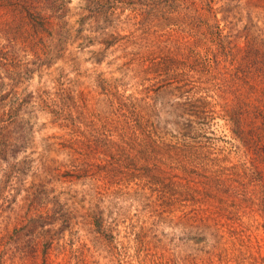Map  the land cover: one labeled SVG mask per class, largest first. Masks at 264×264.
<instances>
[{"label": "trees", "instance_id": "16d2710c", "mask_svg": "<svg viewBox=\"0 0 264 264\" xmlns=\"http://www.w3.org/2000/svg\"><path fill=\"white\" fill-rule=\"evenodd\" d=\"M69 3L0 0V264H264V0ZM89 46L94 64L119 51L120 73L81 87L56 63ZM31 103L61 131L32 168ZM73 183L167 232L123 244ZM173 227L203 235L181 255Z\"/></svg>", "mask_w": 264, "mask_h": 264}, {"label": "rangeland", "instance_id": "374dc122", "mask_svg": "<svg viewBox=\"0 0 264 264\" xmlns=\"http://www.w3.org/2000/svg\"><path fill=\"white\" fill-rule=\"evenodd\" d=\"M78 1L79 0H70L69 7H75ZM93 48L94 46H89L81 52H72V56H70L68 60H64V62L62 63H56L59 66L58 70L61 71V73L65 76L73 78L77 82L81 83V87L87 86L89 80L95 75H100L105 78L118 76L120 73V52L117 50L113 51L112 55H109V57L105 58L102 62H100L99 64H94L91 62L89 57V50ZM128 49L135 50L136 46L132 45L128 47ZM74 68H77L79 70L75 71ZM41 79L43 80L44 77H41ZM41 81L39 82L38 78L36 77L33 78V80L27 83V90L35 91L37 87L41 88ZM43 83L46 84L44 80ZM32 106L33 105L31 103L28 106L27 111V117L29 122L31 123V134L26 149L21 154V156L31 161L30 168H32L34 163L38 160L39 156L43 154L42 152H46L48 155L53 157L59 156V151L53 150L50 144H41V141L42 138L47 135L61 133L60 130L51 126V124L48 122L47 116H44L43 114H41V112H37L35 109H33ZM26 177L28 178V176ZM41 177L42 176H38L37 178L41 179ZM34 182L42 184L41 180H34ZM24 184H26V182H24ZM43 188L46 187L43 186ZM70 189L80 192L83 191L85 194H87V196H85L84 198L87 201L83 203V206H88V202L91 203V206H97V210L101 212L102 222L109 225V227L112 229V234H115L117 240H120L123 244H125V242L133 243L134 234L132 232L140 231V233L144 232L147 235L157 233L158 231H161L163 233L167 232V229H161V226L153 223L152 220H149L147 223H144L143 220L145 214H143L142 212V210L144 211V204L140 201L135 204L131 201L130 198H127L122 193L113 196L112 198L115 199L113 201H108L107 199H104L100 203L96 204L93 197H91V194L95 193V190H92L91 188L86 189L85 186L76 183H73ZM56 190H58L57 187L55 188V192ZM107 191H109V193H113L119 191V188L113 190L107 189ZM76 197L79 198L80 195H77ZM78 228L79 225H73V227L71 228L70 235H74L75 237H83L87 241L94 240L92 234L83 233ZM129 230L132 232H129ZM201 231L203 235L202 228L200 230H195L194 234L192 233V231H188V233L184 231L180 234L178 230L173 227L170 229L167 239L170 241L174 249L179 252V254L185 255L187 254V251H185L183 246L179 244L177 238L184 237L183 241L185 243L186 248L188 245L195 244L196 238L201 233ZM66 234L67 233L65 232L64 235ZM202 245L203 240L199 243L200 247H203ZM191 253L193 256H196L198 254V251H192ZM51 257V259L55 258L52 254ZM57 260L58 259H56V261ZM90 260H93L90 264H93V262L97 261L100 264L109 262L108 260L104 259L103 253L94 255L92 258H90ZM38 262L39 258L37 254V256L35 257L29 256L27 258L26 264H37Z\"/></svg>", "mask_w": 264, "mask_h": 264}]
</instances>
